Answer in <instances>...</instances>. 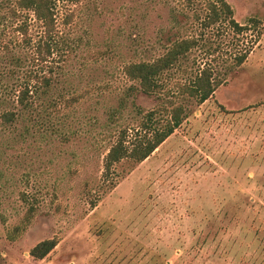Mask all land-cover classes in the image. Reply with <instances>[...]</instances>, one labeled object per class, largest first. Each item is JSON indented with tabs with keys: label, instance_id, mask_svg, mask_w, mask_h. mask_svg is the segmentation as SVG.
Listing matches in <instances>:
<instances>
[{
	"label": "rangeland",
	"instance_id": "obj_1",
	"mask_svg": "<svg viewBox=\"0 0 264 264\" xmlns=\"http://www.w3.org/2000/svg\"><path fill=\"white\" fill-rule=\"evenodd\" d=\"M226 1L239 24L263 23L253 53L232 72V56L256 34L200 29L194 13L205 15L202 2L194 12L184 0L57 3L55 43L42 63L26 43L41 25L31 15L12 19L16 0H0V114L17 110V86L30 73L53 80L32 116L0 121V264H264V0ZM22 24L26 41L16 32ZM201 35L189 67L207 63L226 81L212 99L191 105L148 159L133 169L117 165L123 177L115 189L104 187L115 134L137 128L135 105L155 107L125 66L158 58L169 37ZM48 239L58 241L54 251L31 258Z\"/></svg>",
	"mask_w": 264,
	"mask_h": 264
},
{
	"label": "trees",
	"instance_id": "obj_2",
	"mask_svg": "<svg viewBox=\"0 0 264 264\" xmlns=\"http://www.w3.org/2000/svg\"><path fill=\"white\" fill-rule=\"evenodd\" d=\"M84 0H16L15 6L10 8L12 19L20 14L31 15L39 22L42 33L37 39L27 40L28 31L22 24L16 32L25 38L29 45L28 54L36 57L38 62L47 63L52 55L55 34L57 29L56 5L66 3L77 5ZM189 9L198 2H202L204 16L195 14V23L200 29L228 27L236 37L243 36L250 31L255 32L256 40L244 50L236 52L231 58L228 71L241 68L253 53L261 35L263 23L250 18L244 25L234 18V11L226 0H184ZM72 16H66L64 24H69ZM194 24V22H192ZM202 35L177 39L169 37L164 53L152 61L132 63L124 68L125 77L139 86V91L154 100L155 107L145 111L135 105L139 117L137 128L133 130L120 129L114 136L115 140L109 147L104 158L101 183L109 190H113L123 177L116 170V166L126 163L132 169L148 159L163 143H165L178 130L190 116V106H201L212 99L218 87L226 81L219 80L216 68L205 63L196 70L189 67L190 55L202 47ZM210 48V47H209ZM28 56V55H27ZM22 58L12 56L11 63L20 67ZM227 71V72H228ZM52 73V71H49ZM172 75H178L174 83L170 82ZM225 74L224 77H227ZM17 86L15 104L16 111H4L0 114V121L12 124L24 113L31 115L34 104L42 97L50 96L53 80L51 76L30 73ZM55 100V99H54ZM53 100L50 101V103ZM77 101V98L65 100L62 105L67 108ZM4 102V101H3ZM54 105V104H53ZM51 106V104H50ZM32 116V115H31ZM115 112L111 114V121L116 122ZM92 208L96 203L91 204ZM58 245L56 239H48L38 243L29 253L36 261L46 259Z\"/></svg>",
	"mask_w": 264,
	"mask_h": 264
}]
</instances>
